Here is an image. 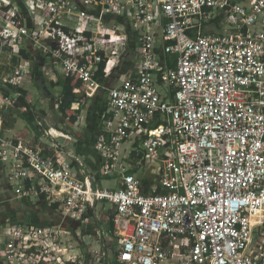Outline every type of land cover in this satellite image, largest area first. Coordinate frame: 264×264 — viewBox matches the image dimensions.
Wrapping results in <instances>:
<instances>
[{"label": "built area", "instance_id": "built-area-1", "mask_svg": "<svg viewBox=\"0 0 264 264\" xmlns=\"http://www.w3.org/2000/svg\"><path fill=\"white\" fill-rule=\"evenodd\" d=\"M92 8L119 18L111 32ZM129 36L135 72L105 88L94 142L115 184L0 135L14 198L43 195L82 221L109 206L116 264H165L181 247L178 264H264V0H0V38L29 41L87 95ZM72 250L60 225L0 226V264L75 263Z\"/></svg>", "mask_w": 264, "mask_h": 264}, {"label": "crops", "instance_id": "crops-1", "mask_svg": "<svg viewBox=\"0 0 264 264\" xmlns=\"http://www.w3.org/2000/svg\"><path fill=\"white\" fill-rule=\"evenodd\" d=\"M87 15H89L90 19L91 17H93V15H96L119 20V18L115 16H112L110 14H102L93 8L89 9ZM221 17L222 16L220 15L215 18V23H213V26L215 28L221 27V24L223 25V20ZM24 21L25 20H23V22ZM25 23L27 22L25 21ZM124 25L126 27V24ZM129 37L131 40V36ZM7 42H11V44L6 46L5 43ZM130 47L133 52L130 59V64L128 63V66H125L124 70L119 68L117 75L114 76L112 79H108V83L110 85L107 86H115L119 84L121 80L125 78L128 74H133L135 72L134 53L135 51L137 53L138 46L135 42L131 40ZM21 52L23 53L21 54ZM37 53L38 52L35 50V48H33L30 42L25 39H19L14 41H2V39L0 38V135L4 138L10 139L13 142H15V140H21L27 142L28 144H30L32 141L33 144L38 140L39 142L36 144V147H34V149H41L44 154L55 156L58 162L64 165L69 164L73 167L74 170H79V168L85 169L88 177H91L92 175L96 176L95 182H98L100 185H102V182L104 180H108L107 182H111L110 180H112L115 184V181L113 179L99 177L97 174L100 167L101 159L99 153L94 149V142L101 129V118L104 112L101 113V111H98V109L93 110L91 108V103L96 90L92 94L88 95L83 92V96L86 97V101L84 102L86 104V109L84 112H82V120L78 121L76 116L75 122L70 126L68 123L69 115H66L65 113L67 111L63 112L62 110L56 108L59 106V100H61L62 103L61 88L59 86L55 88H50L51 95H53L52 98L39 94L40 92L38 86L35 84L32 74L33 65L35 64V58ZM40 71V77L43 80L42 84L48 87L50 86L51 82H56L57 78L60 75H63L61 72H59V70H57L54 66L51 65L48 59H45V61H43L42 65L40 66ZM19 87L31 93L30 104L33 107L34 122L37 126L36 131L31 128L23 119L19 118L14 111H12V104L18 96L16 88ZM77 98L79 97L74 98V100ZM74 100L69 103H71L72 105L74 103ZM103 101L105 102L106 107L107 95L103 99ZM70 109L74 110V108L72 109V106ZM41 113H43L44 116H41ZM48 117L52 118V120H54L57 125L55 124V126L53 127V125L49 124V121L47 119ZM39 120L45 123L47 128L44 129L42 126H38L37 122ZM61 125H64L66 127L65 133L60 131V129H62ZM51 128L56 129L62 133V135H60V137H62V140H60V142H57L59 147L61 148L59 151L55 149V154H50L49 152H46L44 150V145H47V147H49V141L53 137L51 135ZM45 131H48V136L45 135ZM41 132H43V134H41ZM50 146L52 147L55 145L51 144ZM149 168L152 167L145 168L142 175H144L145 171L149 170ZM39 180V178H36V182H38ZM40 199V195H36L35 199H15L13 196V192L7 182L5 168L0 162V207L2 205L6 206L5 210L2 209V211H0V221H2L0 222V226L18 225L12 222L11 218L15 217L16 219H21V217L17 218L14 214L12 215L11 212L23 215V221H30L32 217L31 213L33 211L37 212V207L39 206L35 207V204L38 203ZM45 201L49 203L47 200ZM38 211L39 212L37 213V218L40 219L42 216L43 218H45V215L43 214L42 210L38 209ZM56 212L60 215V223H58L57 225H60V227L64 230V239H66V242L69 243L70 240L73 239L79 240L81 244H84V247H81V245L78 246L80 254L81 252L83 253L84 251H87L90 248L94 251L100 252L101 243L103 244V246H105L104 241L107 243V240L110 239V234L107 230V223L109 221L111 222L112 210L109 208V206L105 205L104 203H98L95 205L94 208H87V211L85 213L87 220H81V225L74 227L73 229L65 227L63 225L64 221L70 219L64 218L62 216L58 209V204ZM91 217L93 218V220L90 219ZM25 226L36 225L29 224ZM98 232H100V236H98ZM83 236H86L88 239L86 241H83ZM113 236L119 238L118 241L115 243L116 249L120 241V236H118L114 230ZM89 239L94 240V242L91 243ZM107 246H109L110 248L107 249V247L105 246L103 252L105 253V257H103L102 262L98 264H116L113 262L115 250L114 254H112L111 245L107 244ZM74 250L75 247L72 251ZM106 250L110 251L113 255V257H111L112 260L109 263L107 262L108 256H106ZM180 256V253L173 255L165 264H178ZM85 257H83L82 259V264H88V261L87 259H85ZM92 264L97 263L93 262Z\"/></svg>", "mask_w": 264, "mask_h": 264}, {"label": "trees", "instance_id": "trees-1", "mask_svg": "<svg viewBox=\"0 0 264 264\" xmlns=\"http://www.w3.org/2000/svg\"><path fill=\"white\" fill-rule=\"evenodd\" d=\"M128 41L130 44V41H131L130 37ZM22 53L23 52H21V54ZM132 54H133L132 51L126 52L123 55L120 64L119 65L115 64L113 67L109 69L106 67L105 61H102L99 64L98 70L95 73V78L98 80V82L100 83L102 87H99L98 89H96L95 94L93 96L94 98L91 103V108L93 110L98 109V111H101V113L105 111L106 107H105V102L103 101V99L107 95V90L105 88L109 87L107 85H110L108 83V79L109 78L112 79L114 76H116L119 68L124 70V67L128 66V63L130 64V61H131L130 59H131ZM45 59L46 60L48 59L47 54H41L40 52L36 54L35 64L33 65V70H32L34 82L38 86V89L40 92L39 94L46 96V97H50V98L53 97V95H51L50 88H55L58 86L61 88L62 103L59 105V109L62 110L63 112L67 111L65 113L66 115L67 114L69 115L68 123L71 126L76 120V113L74 112V110H71L69 108L71 103L66 102V98L68 96H72L75 93H78L81 91V81L76 77L60 75L57 78L56 82H51L49 87L45 86L44 84H42L43 80L40 77L41 76L40 66L42 65L43 61H45ZM16 92L18 93V96L16 100L14 101V103L12 104L13 105L12 111H14L15 114L19 118L23 119L31 128H33L36 131L37 126L35 125V122H34L33 107L30 104L31 93L20 87L16 88ZM75 101H78V102L82 101V103H84L86 101V97L85 96L79 97L75 99L74 102ZM15 142H17V140H15ZM141 182L145 186H148L151 183L157 182V179L153 174L152 168H149V170L145 171L144 175L141 174ZM40 198L41 199L39 200V202L35 204L36 205L35 207L39 206L37 207V212L33 211L31 213L32 217H31V220L28 222L25 220L24 221L22 220L23 215L13 213L9 210L12 213V215L14 214L17 218L21 217V219H16L15 217H12L11 218L12 222H14L15 224H21V225L31 224V225H36V226H46V225H52V224L57 225L58 223H60V215L56 212L57 204L47 203L43 195H40ZM2 209L5 210L6 206L2 205L0 207V211H2ZM38 209L42 210L43 214L45 215V218H43V216L40 219L37 218V213L39 212ZM81 223H82L81 220L70 219V220L64 221L63 225L65 227H69L73 229L74 227L80 226ZM107 230L110 234V239L107 240V244L111 245L112 254H114L115 243L118 241L119 238L113 236V228H112V223L110 221L107 223ZM113 262L116 263L115 256L113 258Z\"/></svg>", "mask_w": 264, "mask_h": 264}, {"label": "rangeland", "instance_id": "rangeland-1", "mask_svg": "<svg viewBox=\"0 0 264 264\" xmlns=\"http://www.w3.org/2000/svg\"><path fill=\"white\" fill-rule=\"evenodd\" d=\"M91 23L93 24V26L94 27H96V25L97 24H102V23H104L103 25H104V27H105V29L107 30V31H109V32H111L112 31V27H113V25L115 24V19L113 18H106V17H103V16H96V15H93V17H91ZM120 27H124L125 28V25L123 24V23H120V25H119V29H120ZM156 29V28H155ZM156 35L158 36L159 34V32H158V30L156 29ZM2 41H5V40H3L2 39ZM11 44V42H7V43H5V45L6 46H8V45H10ZM120 62H121V59L120 60H118V62L116 63V64H120ZM28 70V69H27ZM164 92V91H163ZM38 100V99H37ZM54 103H57V102H54ZM73 108H74V112L77 114L76 116H77V119H78V121H81L82 120V112H84L85 111V109H86V104L85 103H82V101H80V102H78V101H75L72 105H71ZM71 106H70V108H71ZM56 108H58L59 109V106L58 107H56ZM43 113H41V116H44V114L42 115ZM48 119V121H49V124H51V125H53V127L55 126V124L57 125V123L54 121V120H52V118H47ZM40 121V120H39ZM41 122V124H42V127L45 129V128H47L46 127V125H45V123H43L42 121H40ZM55 128H57V127H55ZM61 128L62 129H60V131H62V132H64L65 133V129H66V127L64 126V125H61ZM42 131V130H41ZM60 131H58V130H56V129H52L51 128V135L53 136L52 137V139L49 141V143H50V145L51 144H53V145H55V146H50V145H48L49 147H47V145H44V150L46 151V152H49L50 154H55L54 152H55V149H57V151H59L60 150V148L61 147H59V145H58V143L57 142H60V140H62V137H60V135H62V133L60 132ZM41 134H43V132H41ZM71 135H72V132H71ZM59 137V138H58ZM54 139V140H53ZM33 142V141H32ZM32 142L30 143V146L32 147V148H34V147H36V144L39 142L38 140L35 142V143H33L32 144ZM48 148H50V149H48ZM51 150V151H50ZM67 152V151H66ZM67 166H69V164H66ZM108 180H104L103 182H102V185L101 186H103V187H112V185H114V182L112 181V180H110L111 182H107ZM91 220H93V218L91 217L90 218ZM87 230V229H86ZM84 232H85V230H84ZM82 236V235H81ZM88 238L86 237V236H83V241H86ZM70 240V239H69ZM76 241V242H75ZM89 241L91 242V243H93L94 242V240H92V239H89ZM79 242V243H78ZM104 243H105V246L107 247V249H109L110 247L109 246H107V243L104 241ZM69 244H71L72 246H73V249H74V247H75V250L74 251H72L71 253L72 254H75L76 256H77V260H76V262L74 263V264H82V259H83V257H85V256H87V257H85V259H87V261H88V264L89 263H93V262H96L97 264L98 263H100V262H102V260H103V257H105V254L103 255V252H104V248H105V246H103V244L101 243V251L100 252H97V251H94L93 249H88L87 251H84L83 253L81 252V254H80V252H79V248H78V246L79 245H81V247H84V244H81L80 243V241L79 240H70V242H69ZM181 247V246H180ZM185 249H187V248H185V247H181V249H180V254H185L186 253V251L187 250H185ZM106 256H108V259H107V262L109 263L111 260H112V258L111 257H113V255L111 254V252L110 251H107L106 250ZM79 261V262H78Z\"/></svg>", "mask_w": 264, "mask_h": 264}, {"label": "water", "instance_id": "water-1", "mask_svg": "<svg viewBox=\"0 0 264 264\" xmlns=\"http://www.w3.org/2000/svg\"><path fill=\"white\" fill-rule=\"evenodd\" d=\"M81 96H83V92H78V93H75L74 95H72V96H68L67 97V99H66V101L67 102H72L73 100H74V98H76V97H81Z\"/></svg>", "mask_w": 264, "mask_h": 264}]
</instances>
